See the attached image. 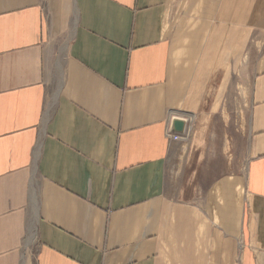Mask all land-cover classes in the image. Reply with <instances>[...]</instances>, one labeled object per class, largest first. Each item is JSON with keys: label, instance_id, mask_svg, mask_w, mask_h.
Masks as SVG:
<instances>
[{"label": "crops", "instance_id": "obj_1", "mask_svg": "<svg viewBox=\"0 0 264 264\" xmlns=\"http://www.w3.org/2000/svg\"><path fill=\"white\" fill-rule=\"evenodd\" d=\"M0 264H264V0H0Z\"/></svg>", "mask_w": 264, "mask_h": 264}, {"label": "rangeland", "instance_id": "obj_2", "mask_svg": "<svg viewBox=\"0 0 264 264\" xmlns=\"http://www.w3.org/2000/svg\"><path fill=\"white\" fill-rule=\"evenodd\" d=\"M250 87H251V76L247 74L242 76L241 73H239V75H235V77L233 78L230 84L228 104L235 123L237 120H240L241 110L246 105V101L243 100L242 97L245 98L249 96L248 90ZM35 251H36V246L34 247L32 252L33 257L35 255Z\"/></svg>", "mask_w": 264, "mask_h": 264}, {"label": "water", "instance_id": "obj_3", "mask_svg": "<svg viewBox=\"0 0 264 264\" xmlns=\"http://www.w3.org/2000/svg\"><path fill=\"white\" fill-rule=\"evenodd\" d=\"M189 126V119L185 116L174 115L170 122V131L175 134H186Z\"/></svg>", "mask_w": 264, "mask_h": 264}, {"label": "built area", "instance_id": "obj_4", "mask_svg": "<svg viewBox=\"0 0 264 264\" xmlns=\"http://www.w3.org/2000/svg\"><path fill=\"white\" fill-rule=\"evenodd\" d=\"M184 135L172 133L170 131V127H168V129H167V136L170 138V140H174V141L181 140L184 137Z\"/></svg>", "mask_w": 264, "mask_h": 264}, {"label": "bare ground", "instance_id": "obj_5", "mask_svg": "<svg viewBox=\"0 0 264 264\" xmlns=\"http://www.w3.org/2000/svg\"><path fill=\"white\" fill-rule=\"evenodd\" d=\"M31 234V233H30ZM27 243V242H26ZM28 244V243H27Z\"/></svg>", "mask_w": 264, "mask_h": 264}]
</instances>
